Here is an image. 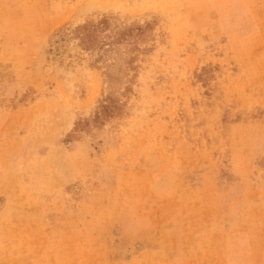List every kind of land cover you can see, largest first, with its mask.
<instances>
[{"label": "rangeland", "instance_id": "obj_1", "mask_svg": "<svg viewBox=\"0 0 264 264\" xmlns=\"http://www.w3.org/2000/svg\"><path fill=\"white\" fill-rule=\"evenodd\" d=\"M0 264H264V0H0Z\"/></svg>", "mask_w": 264, "mask_h": 264}, {"label": "trees", "instance_id": "obj_2", "mask_svg": "<svg viewBox=\"0 0 264 264\" xmlns=\"http://www.w3.org/2000/svg\"><path fill=\"white\" fill-rule=\"evenodd\" d=\"M143 34L144 28L140 26L120 27L113 22L112 18L106 16L95 23L79 25L73 30L74 39L78 41L79 47L84 51L98 52L97 60L101 63H106L112 51L122 44L134 45L138 51V42H141ZM135 58L134 56L127 59V64H133ZM105 74L110 87L113 89L117 80L116 76L110 74L109 69ZM100 109L101 112L95 116L94 122L96 124L113 114L119 107L111 96H107L100 102Z\"/></svg>", "mask_w": 264, "mask_h": 264}]
</instances>
